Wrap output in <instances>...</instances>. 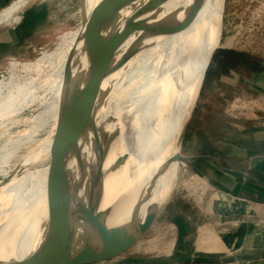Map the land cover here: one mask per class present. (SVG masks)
Instances as JSON below:
<instances>
[{
	"label": "bare ground",
	"instance_id": "bare-ground-1",
	"mask_svg": "<svg viewBox=\"0 0 264 264\" xmlns=\"http://www.w3.org/2000/svg\"><path fill=\"white\" fill-rule=\"evenodd\" d=\"M20 1L7 12L27 0ZM99 1L93 0L87 9V0H84V15H89ZM224 3L225 0H164L153 15L151 32L140 41L137 51L130 57L132 67L127 71L128 80L124 75L126 66L122 71L118 93H121L119 106L124 108L123 119L118 125V133H114L116 129L113 125L114 132L110 135L118 144L104 149L110 154L115 151L113 160L110 155L111 158L104 157L101 162L94 164L89 155L96 145L104 142H101L105 139L102 136L108 132L104 131L103 134L105 129L101 131L102 134H93L82 156L79 157V153L77 158L73 153L74 158H70L83 159L73 172L68 171L70 192L86 209L92 205L97 187L101 186L97 210L104 213L108 226L125 225L131 220L142 222L150 207L156 205L167 190L178 185L185 161L174 157L182 153L183 134L201 91L203 78L216 48L222 42ZM134 6L121 7L118 15L125 19ZM190 18L189 24L182 30L167 33ZM79 30L76 28L63 33L53 50L42 52L32 61H12L9 64V76L0 78V169L11 168L8 166L10 160L25 147L22 136H26V140L32 139L40 127L51 123L48 136L40 139L32 149L34 153L30 150L31 155L25 156L19 164L27 160L37 162L47 155L49 139L58 119L65 65L71 50L73 47L76 50L73 74L79 77L90 65L91 58L87 53L93 56L99 50L94 44L95 34L101 37L110 34L109 30H100L99 33L78 38ZM139 34L135 32L130 35L118 51L126 52ZM83 85L84 81L80 82V87ZM113 86L110 83L108 96ZM38 90L51 93V98L43 100L42 95L37 97ZM34 98L41 100L42 108L30 119V129L3 138L5 132H1V128L7 129L12 115L20 112L23 106L28 107L25 104L31 99L36 102ZM140 125H143L140 134L132 137V140L127 139L130 140L127 142L124 139L127 131L132 129L133 132ZM18 135L21 137L17 138ZM47 170L48 163H45L32 169L16 171L5 182L0 181V264L30 258L42 242L48 219ZM88 229L85 221L76 220V246L82 244Z\"/></svg>",
	"mask_w": 264,
	"mask_h": 264
},
{
	"label": "rangeland",
	"instance_id": "rangeland-1",
	"mask_svg": "<svg viewBox=\"0 0 264 264\" xmlns=\"http://www.w3.org/2000/svg\"><path fill=\"white\" fill-rule=\"evenodd\" d=\"M20 2V0L12 1L14 5ZM24 3L20 4L21 7L7 12L8 14L0 11V78L9 76V64L12 61H32L42 52L53 50L63 33L80 28L84 15V0H27ZM92 3L93 0H87V9ZM224 4L222 42L220 47L216 48L203 78L201 91L186 126L180 149L186 155H216L225 166L248 170L247 162L235 161L229 156V154L242 156L245 152L244 147L232 144L228 147V144L231 143L228 138L232 139V133H236V136L242 139L243 127L244 129L249 128L248 125H243L244 120L249 122L246 118L249 117V114L243 109L242 99L234 102L233 97L227 98L226 96L227 92L232 95L235 91L238 94L241 89H229L228 91L226 84L223 82L214 84L207 77L208 71L222 69L216 60L224 49H239L252 55L264 57V0H225ZM124 53L123 50L118 51L115 59H120ZM131 62L132 60L129 58L120 70L115 71L114 75L112 74L109 83L114 85L113 91L110 96H107L102 107L98 111L96 110L95 127L79 141L73 152L75 153L74 157L82 156L83 151L87 148L86 144L95 134H100L105 129L102 133L107 130L109 133L104 134V132V135L101 136L106 139L109 135V138L106 140L103 138L104 140H101V142L104 141L103 144L100 143L103 146L96 145L97 147H94L93 152L91 151L89 155H91L94 164L101 162L104 157L109 158L110 155L113 160L115 151H111L110 154L109 151L106 153L104 149L112 144L114 146L118 144L110 135L114 131L115 134L118 133V127L123 119L124 108L119 106L121 93H118V86L121 83L122 71L125 66L124 75L128 80L127 71L132 67ZM74 66L73 63V72ZM37 94V97L43 96V100L51 98V93L46 94L43 90H38ZM38 100V98H34L36 102H33L31 99L30 102L33 103L25 104L28 107L23 106L24 108L20 109V112L12 115L7 125L8 128H1V132H5L3 138L17 135L16 133L19 134L21 130L22 133L30 129L32 125L30 119L42 108L41 100ZM233 104L235 108H233ZM262 123H264V119H262ZM50 125L51 123H46L40 127L39 131L32 136L33 138L31 137L32 139H27L29 141L26 140V136H22L25 147L21 148L16 157L10 160L8 164L9 167L11 166L10 169H0V181L5 182L9 179L7 177H11L16 171L21 172L47 163L48 154L37 162L27 160L19 164L25 156L29 157V154L34 153L32 149L40 139L48 136ZM113 125L117 131L111 127ZM142 127L143 125L138 126L136 130L134 128L133 132L132 129L127 131L131 133H129L131 137L126 132L127 136L125 134L124 139L132 140L140 134ZM20 137L21 135H18L17 138ZM234 148L237 149L235 152ZM94 151L96 152L94 153ZM73 153L70 158L73 157ZM103 153L104 156L101 155ZM18 158L20 159L17 160ZM82 160L69 159L68 171L73 172V169ZM183 161H185V165L182 166L178 185L167 190L155 205L158 210V218L148 232L139 242L118 257L95 264H264V245L260 248L256 247L257 251H261V254H254L255 256L253 255L252 258L238 256L239 254H234L233 251L228 254V250H226L228 234H232L230 232L234 228L242 232L245 226L257 225L258 221L264 220L263 216L242 212L244 210L264 213L263 204H243L244 202L248 203L243 198V195L248 192L240 190L238 195L228 189L227 185H230V181H232L231 176L237 181L244 180L243 177L237 174L229 176L210 159L196 158ZM252 170L258 171L257 175L264 176L263 170L255 167ZM129 181L130 179H128ZM128 182L126 184H129ZM239 185L241 186V184ZM246 187L248 184L245 185ZM250 188L257 190V187L253 185ZM200 245H203V248H199ZM251 255L249 254V256Z\"/></svg>",
	"mask_w": 264,
	"mask_h": 264
},
{
	"label": "water",
	"instance_id": "water-1",
	"mask_svg": "<svg viewBox=\"0 0 264 264\" xmlns=\"http://www.w3.org/2000/svg\"><path fill=\"white\" fill-rule=\"evenodd\" d=\"M139 2H143L140 5ZM164 0H100L89 15H83L79 37L109 30L101 37L95 34L98 52L90 56L88 70L76 77L73 62L76 50H71L65 65L64 81L60 93L58 119L47 146L48 170L46 173L47 227L44 238L35 253L24 261L11 260L3 264H95L118 257L148 232L158 216L152 205L142 222L130 221L125 225L108 226L104 213L97 210L100 187H97L92 205H84L72 195L68 185V161L79 141L95 127V112L104 104L109 92V76L120 68L138 49L140 41L152 30L154 13ZM135 4L132 12L122 19L121 7ZM190 19L169 33L186 27ZM140 32L134 44L115 61V55L124 41ZM84 85L80 87V82ZM185 133V132H184ZM184 136V134H183ZM178 160L210 159L227 172L250 177L246 172L226 167L212 154L175 155ZM9 178V176L7 177ZM83 220L89 229L81 245L75 244V222ZM145 264V263H132Z\"/></svg>",
	"mask_w": 264,
	"mask_h": 264
},
{
	"label": "crops",
	"instance_id": "crops-1",
	"mask_svg": "<svg viewBox=\"0 0 264 264\" xmlns=\"http://www.w3.org/2000/svg\"><path fill=\"white\" fill-rule=\"evenodd\" d=\"M12 1L13 0H0V11L6 14L7 11L14 6L13 3L15 1L13 3ZM229 50L232 49H224L223 51H221L222 53H220L218 59L216 60L218 66L222 67V69H217L216 71H212V72L208 71L207 78H210V80L214 84L223 82L224 84H226L228 91L229 89H234V90L241 89V92H239L238 94H236L235 91L233 92L232 95L231 93L227 92L226 96L227 98L233 97L234 102L242 99L244 104L243 109L244 111H247V113L249 114V117H246L249 120V122H246L244 120L243 125L244 126L248 125L249 128L244 129L243 127L244 131H243L242 139L236 136V133L234 134L232 133L233 135L232 139L228 138V140L231 142L230 144H228V147L231 144L238 147L242 146L244 147L245 152L243 153L242 156H236V155L234 156L232 154L229 153L228 154L235 161L243 160L244 162H247L249 164L248 170L247 169L241 170L236 168H232V169L246 172L248 175H250V177H245L239 173L227 172L224 171L223 169L221 170L226 174H228L229 176L237 174L243 177L244 180H241L242 181L241 182V181H237L234 177L231 176V180H232L230 181L231 184L227 185L228 189L235 194L239 195L241 192L240 190L248 192V194L243 195L244 200L247 201L248 203L244 202L243 204L250 205L253 203L255 204L258 203L264 205V176L257 175L256 173L259 172L256 170L255 171L252 170V168L255 167L260 170H263L262 172H264V127H261L264 126V123H262V119H264V57L252 55L251 53L240 51L239 49H233L234 51L243 53L245 56L244 64L238 67H234L231 66L229 63H227L225 59L224 52ZM232 106L233 108H235L234 104ZM236 150L237 149L234 148V152ZM239 184H241V186ZM246 184H248V187L245 188ZM252 185L256 186L257 190L251 189L250 187ZM242 212L248 214L253 213V215L264 217V213L250 212V211L246 212L244 210H242ZM256 224L257 225L245 226L242 232H240L237 228H234L233 231L230 232L232 234H228L229 236L227 239L228 243L226 249L228 250L227 251L228 254H230L233 251L234 254H239L238 256L241 255L247 258H252L256 254H261V251H257V250L258 248L263 247L264 245V220L258 221ZM200 246L198 247L203 248V245ZM236 246L238 247L236 248ZM239 246L241 247L239 248ZM249 254L252 255L249 256Z\"/></svg>",
	"mask_w": 264,
	"mask_h": 264
},
{
	"label": "trees",
	"instance_id": "trees-1",
	"mask_svg": "<svg viewBox=\"0 0 264 264\" xmlns=\"http://www.w3.org/2000/svg\"><path fill=\"white\" fill-rule=\"evenodd\" d=\"M224 53L226 62L229 63L231 66L238 67L244 64L245 56L243 53L234 50H229Z\"/></svg>",
	"mask_w": 264,
	"mask_h": 264
}]
</instances>
